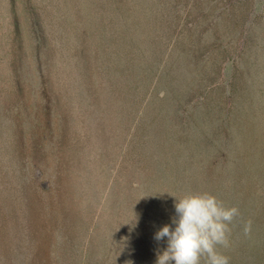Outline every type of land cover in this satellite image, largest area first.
<instances>
[{
  "label": "trees",
  "instance_id": "trees-1",
  "mask_svg": "<svg viewBox=\"0 0 264 264\" xmlns=\"http://www.w3.org/2000/svg\"><path fill=\"white\" fill-rule=\"evenodd\" d=\"M141 3L6 0L0 104L12 123L24 187L23 214L12 206L6 219L28 232V264H156L166 239L154 236L164 225L174 228L175 199L207 192L240 213L229 225V247L217 250L229 264H264V80L258 96L245 95L239 80L250 68L237 66L222 110H212L207 80L196 84L194 76L199 52L209 48L202 32L182 28L188 15L177 16L173 28L162 17L147 18ZM242 53L237 47L227 62ZM225 71L221 65L216 79ZM182 75L185 87L176 93ZM165 79L174 109L148 120ZM141 86L152 95L144 97ZM198 105L207 110L195 111ZM147 122L159 128L149 154ZM47 162L57 174L43 179Z\"/></svg>",
  "mask_w": 264,
  "mask_h": 264
},
{
  "label": "rangeland",
  "instance_id": "rangeland-1",
  "mask_svg": "<svg viewBox=\"0 0 264 264\" xmlns=\"http://www.w3.org/2000/svg\"><path fill=\"white\" fill-rule=\"evenodd\" d=\"M173 1L145 0L143 2L142 0L140 11L147 13V18L153 19L154 16L164 18L166 24L169 25L168 27L172 28L177 23V16L188 15L190 19L187 20L188 23L180 24L183 25L182 28L193 29V33L197 36L202 32L200 35L201 43H204L209 48L199 52L198 56L201 58L198 66L200 67L196 69L194 76L196 84L202 78L207 80L205 84L210 90L207 101H212V110L213 105L217 112L222 110L221 97L223 98L225 93L227 94V81L236 73L237 66L240 69L244 66L250 68L248 72L243 71V75L246 73L244 75L245 79L243 81L239 80L243 93L245 95L249 93V97L258 96L263 89L262 81L264 80V0H188L187 5L185 1L177 0L175 6H173ZM17 9L23 24V31H26V18L22 12L23 4L18 3ZM5 14H7L6 0H0V26L4 24ZM147 35L149 36V34ZM149 43L147 42L144 47L147 48ZM239 46H243L241 57L235 60L233 58L232 61L227 62L231 53ZM27 47L30 48L31 46ZM5 51L6 47L2 45L0 38V62L4 59ZM28 53V63L32 69L30 77L36 82L38 77L36 76L35 60H33L34 57L31 51H28ZM221 65L225 66L226 71L224 79L219 81L216 79V73ZM145 81L149 86L150 78L147 77ZM184 82L185 77L182 75L176 81V93L178 89L181 90L183 89L182 87H185ZM167 83L168 80L165 79L162 87L160 86L159 90L156 91L155 97L151 92L147 95V89L141 86L144 97L147 95L148 98V96L152 95L148 120L154 114H160L165 119V114L174 109V95L170 94L166 89L168 87ZM200 87L202 86L200 85L198 89H201ZM181 93H183V90H181ZM157 94L162 96L161 100L157 99ZM135 109H137V106ZM203 109L207 110L205 106L201 105L194 108L199 113ZM33 123L35 125L36 120ZM168 123V120H165L161 128H166ZM25 125L29 129V124L25 122ZM158 129L147 122L146 132L150 135V141L146 144V152L148 154L152 151L151 145L156 141L155 135H157ZM45 145L48 147V141L45 142ZM12 149H14L12 123H10L0 104V264H8L7 258L11 264H28V258L34 252L28 239V232L23 226L19 229L16 228L13 220L6 219V211L12 206L17 208V212L21 214L24 211V200L21 192L24 191V187L19 177V170L16 167L17 158ZM29 151L31 152V150ZM48 165L49 163L47 162V166H40L45 172L43 179H47V175L53 174L56 176L57 174V170L53 171L54 167H48ZM108 168H106L104 174L106 182L109 180ZM174 171L177 173L176 170ZM78 192L79 189L75 187L74 193L77 194ZM94 196V200L90 202L91 206H95V199L97 200L96 194ZM58 247L55 246L53 249L55 254L61 253V249ZM37 254L40 257H44L42 251Z\"/></svg>",
  "mask_w": 264,
  "mask_h": 264
},
{
  "label": "clouds",
  "instance_id": "clouds-1",
  "mask_svg": "<svg viewBox=\"0 0 264 264\" xmlns=\"http://www.w3.org/2000/svg\"><path fill=\"white\" fill-rule=\"evenodd\" d=\"M175 218L160 228L154 239H166V248L157 252L156 264H229V258L218 246L229 247V225L240 213L227 207L207 192L187 193L175 199ZM252 221L244 225L245 236L250 235ZM131 264V262H126Z\"/></svg>",
  "mask_w": 264,
  "mask_h": 264
}]
</instances>
